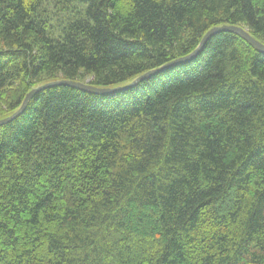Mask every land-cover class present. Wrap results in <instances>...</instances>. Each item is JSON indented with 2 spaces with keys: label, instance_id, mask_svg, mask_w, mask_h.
Instances as JSON below:
<instances>
[{
  "label": "trees",
  "instance_id": "obj_1",
  "mask_svg": "<svg viewBox=\"0 0 264 264\" xmlns=\"http://www.w3.org/2000/svg\"><path fill=\"white\" fill-rule=\"evenodd\" d=\"M264 0H0V119L53 80L125 84ZM0 264H264V54L231 32L0 126Z\"/></svg>",
  "mask_w": 264,
  "mask_h": 264
},
{
  "label": "water",
  "instance_id": "obj_2",
  "mask_svg": "<svg viewBox=\"0 0 264 264\" xmlns=\"http://www.w3.org/2000/svg\"><path fill=\"white\" fill-rule=\"evenodd\" d=\"M220 32H231V33H235L237 35H239L240 37H242L246 42H248L253 48H255L256 50H258L259 52L264 54V44L261 43L260 41H258L257 39H255L248 31L246 28L242 27V26H237V25H218V26H214L212 28H210L202 37V39L200 40L198 46L189 54L176 58L168 63H165L157 68L151 69L137 77H135L133 80L125 83V84H121V85H117V86H112V87H98V86H94L92 84H90L87 81H77V80H66V79H59V80H53V81H49L43 84H40L34 88H32L25 96V98L23 99L20 107L14 111L12 114H10L9 116H6L4 118L0 119V126L4 125L6 123L11 122L12 120H14L18 115H20L28 101L32 98V96L34 94H36L37 92L44 90L46 88H51V87H55V86H59V85H66V86H71L74 88H77L81 91L84 92H88V93H92V94H97V95H111L114 93H119V92H123L125 90H128L130 88H133L134 86H136L137 83L165 70L174 66H178V65H182V64H186L189 61H191L192 59H194L203 49L205 43L214 35H216L217 33Z\"/></svg>",
  "mask_w": 264,
  "mask_h": 264
}]
</instances>
